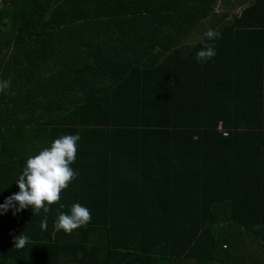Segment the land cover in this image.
<instances>
[{
    "label": "trees",
    "instance_id": "16d2710c",
    "mask_svg": "<svg viewBox=\"0 0 264 264\" xmlns=\"http://www.w3.org/2000/svg\"><path fill=\"white\" fill-rule=\"evenodd\" d=\"M217 6L0 0V204L27 158L80 136L59 203L0 210V264H264V0ZM204 20L216 55L243 31L217 66L195 58L203 35L184 53ZM74 203L91 221L56 231Z\"/></svg>",
    "mask_w": 264,
    "mask_h": 264
},
{
    "label": "clouds",
    "instance_id": "9594fccd",
    "mask_svg": "<svg viewBox=\"0 0 264 264\" xmlns=\"http://www.w3.org/2000/svg\"><path fill=\"white\" fill-rule=\"evenodd\" d=\"M220 33L212 29L207 30L200 38L203 47L196 53L198 62H207L216 55L214 41L220 37ZM10 80H0V92L9 88ZM80 136L62 135L51 142L49 147H45L38 154L31 155L26 160L18 179L19 191L13 193L3 204L0 210L7 212L9 208H14L16 212L31 207L36 215L41 210L46 214L50 211V205L57 204L61 200L62 192L67 189L70 183L76 179L78 173L71 165L75 162L78 152V141ZM18 204V207H16ZM64 207L63 204L60 205ZM92 219L90 210L80 203H74L70 208V214L59 212L54 223L56 231L63 230L71 234L74 230L86 226ZM47 216L40 222V228L47 230ZM29 238L24 234L14 237V248L23 249L28 244Z\"/></svg>",
    "mask_w": 264,
    "mask_h": 264
},
{
    "label": "crops",
    "instance_id": "0c3cea01",
    "mask_svg": "<svg viewBox=\"0 0 264 264\" xmlns=\"http://www.w3.org/2000/svg\"><path fill=\"white\" fill-rule=\"evenodd\" d=\"M219 1L218 0V6L216 7V10L217 12L219 13L217 17H221L220 13L222 12H225V8L221 5H219ZM252 1V0H251ZM249 1L248 4L251 2ZM231 3V2H230ZM225 4V3H224ZM247 4V5H248ZM245 5V6H247ZM244 6V7H245ZM242 7L241 10L244 8ZM241 10H239L238 12H235V13H239ZM227 13V12H226ZM228 14V13H227ZM234 14V13H233ZM233 14L229 15L230 17L233 16ZM200 26L202 27L199 31H194L192 33V36H191V39H188V40H184L183 43L184 44H187L188 45H191L189 48H186L184 49V53H188L191 49H193L192 47L198 42L199 38L209 29H212L215 31V29L211 28V25H210V22L208 20H204L200 23ZM238 32H239V37L238 39H232L229 43L226 41V40H219L218 39V42H217V55L215 57V59L210 62L213 66H217L219 65L224 59L227 58V60L229 59L230 57V54L232 52H236L238 51V49L240 47H243V44H244V41L245 40H242L240 39L241 38V34L243 33V31L241 29H238ZM171 43H174V39H169L167 40V44H171ZM164 45H166V42L164 43ZM230 50V51H229ZM238 56V55H237ZM236 56V57H237ZM240 58H242L240 56ZM190 59V58H189ZM191 61V59H190ZM237 64H241L240 62H237Z\"/></svg>",
    "mask_w": 264,
    "mask_h": 264
},
{
    "label": "rangeland",
    "instance_id": "374dc122",
    "mask_svg": "<svg viewBox=\"0 0 264 264\" xmlns=\"http://www.w3.org/2000/svg\"><path fill=\"white\" fill-rule=\"evenodd\" d=\"M249 1L251 0H220L219 5H221V7L223 6L225 8V12L231 15L241 10V8L247 5Z\"/></svg>",
    "mask_w": 264,
    "mask_h": 264
},
{
    "label": "built area",
    "instance_id": "2783aa9c",
    "mask_svg": "<svg viewBox=\"0 0 264 264\" xmlns=\"http://www.w3.org/2000/svg\"><path fill=\"white\" fill-rule=\"evenodd\" d=\"M227 135V134H226Z\"/></svg>",
    "mask_w": 264,
    "mask_h": 264
}]
</instances>
